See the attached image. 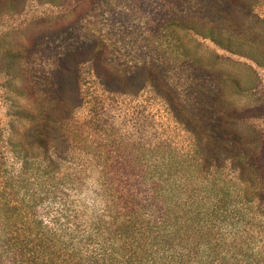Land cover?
<instances>
[{
	"label": "rangeland",
	"instance_id": "374dc122",
	"mask_svg": "<svg viewBox=\"0 0 264 264\" xmlns=\"http://www.w3.org/2000/svg\"><path fill=\"white\" fill-rule=\"evenodd\" d=\"M182 17L194 30L165 25ZM208 24L264 47V0H0L7 174L20 164L9 140L24 144L28 159H52L71 196L106 217L113 194L147 193L143 178L204 174L190 162L193 129L229 143V130L264 137V116L239 115L264 113V69L201 36Z\"/></svg>",
	"mask_w": 264,
	"mask_h": 264
},
{
	"label": "trees",
	"instance_id": "16d2710c",
	"mask_svg": "<svg viewBox=\"0 0 264 264\" xmlns=\"http://www.w3.org/2000/svg\"><path fill=\"white\" fill-rule=\"evenodd\" d=\"M187 22L167 19L165 25L194 30ZM208 25L210 31H199L201 36L264 69V47ZM234 42L245 47L234 48ZM250 110L240 117L264 116L243 118ZM221 113V120L233 125L231 116ZM191 121L201 124L202 117L195 114ZM193 134L196 154L190 162L203 175L196 180L143 178L147 193L113 194L106 217L71 196L69 178L54 174L58 168L52 159H28L33 148L9 140L20 164L8 175L0 156V264H264L262 132L251 128L250 140L229 130L233 144L223 132L203 126ZM228 168L234 176L226 173ZM187 185H194L189 194V186L181 187Z\"/></svg>",
	"mask_w": 264,
	"mask_h": 264
}]
</instances>
